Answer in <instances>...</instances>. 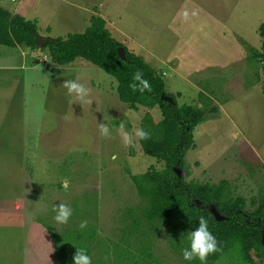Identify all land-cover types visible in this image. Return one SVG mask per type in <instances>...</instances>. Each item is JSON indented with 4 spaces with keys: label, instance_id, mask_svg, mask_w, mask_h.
I'll use <instances>...</instances> for the list:
<instances>
[{
    "label": "rangeland",
    "instance_id": "1",
    "mask_svg": "<svg viewBox=\"0 0 264 264\" xmlns=\"http://www.w3.org/2000/svg\"><path fill=\"white\" fill-rule=\"evenodd\" d=\"M1 3L35 19L44 36L82 32L91 15L100 14L113 36L163 75L178 104L201 111L202 101L216 102L217 111L205 112L193 130L182 175L196 182L226 178L232 195H243L251 208V196L264 186V80L257 75L264 68L252 56L261 49L264 0ZM19 46L47 60L30 68L32 59ZM19 46L0 43V64L18 66L16 75L7 76L11 80H1L7 90L0 98V198L8 192L10 202L0 203V264H64L59 257L40 259L34 251L44 246L38 233L46 236L51 224L56 232L74 234L82 221L85 230H94L87 242L92 264H195L174 248L164 226L132 225L146 200L133 176L161 170L165 161L147 154L138 138L125 147L120 125L132 133L142 128L146 112L160 119L159 107L120 100L116 77L92 61L79 57L59 64L47 49ZM65 80L89 87L92 103L75 102ZM100 123L109 126L110 137L101 136ZM59 203L72 209L66 224L54 219ZM211 264H264L263 249L245 255L235 244Z\"/></svg>",
    "mask_w": 264,
    "mask_h": 264
},
{
    "label": "trees",
    "instance_id": "2",
    "mask_svg": "<svg viewBox=\"0 0 264 264\" xmlns=\"http://www.w3.org/2000/svg\"><path fill=\"white\" fill-rule=\"evenodd\" d=\"M35 19L25 18L22 14L11 10L0 2V43L16 46L25 44L28 47H42L48 50L53 62L68 64L79 57L99 65L118 80L117 92L120 100L130 106L137 104L152 107L158 106L161 118L155 119L152 113L146 112L142 128L149 132L150 139L141 140L143 150L152 156L165 161L161 170H149L134 175V180L145 204L140 208V214L132 217L133 226H164L168 238L174 248L182 251L190 248V233L198 226L199 217L208 220L209 231L218 241L220 251L209 255L207 264H211L223 252L238 244L245 255L252 248H262L261 231L264 228V186L257 195L250 199L251 208H247V200L243 195H232L230 181L226 178L218 182H196L179 177L175 167L184 169V156L188 149L194 147L193 130L206 117L205 112H216V102L208 104L202 101L204 109L197 110L191 105L178 104L173 93L166 89V81L157 69L144 57L127 48L119 39L112 35L106 20L100 14H93L89 25L82 32L67 35L47 36L50 38L41 46L35 40L37 34ZM261 37V49L252 54L258 58L264 68V19L258 25ZM125 46L126 57L119 54V46ZM141 71L151 85V91L143 93L133 91L129 85L133 83V74ZM264 80V71H257ZM163 93L170 94L171 103L161 97ZM209 112V113H210ZM214 204L224 215L217 219L211 212ZM143 217V219H141ZM51 224L47 227L48 234L42 237L44 246L41 260L50 258L64 260V264H74L73 257L78 249H85L89 255L87 242L93 238L94 230H75L74 234L56 232ZM140 251L150 257L147 250ZM148 262L146 258L143 259ZM195 264H201L194 259Z\"/></svg>",
    "mask_w": 264,
    "mask_h": 264
},
{
    "label": "clouds",
    "instance_id": "3",
    "mask_svg": "<svg viewBox=\"0 0 264 264\" xmlns=\"http://www.w3.org/2000/svg\"><path fill=\"white\" fill-rule=\"evenodd\" d=\"M133 83L129 87L135 92L141 93L145 91H151V85L147 79L144 78L141 71H136L133 74ZM63 87L67 89L69 95H74L75 102L82 105L91 104L92 100L89 98L91 89L85 84L78 82L77 80H65ZM99 131L101 136L110 137V129L106 123H100ZM150 133L142 128L134 127L132 133L125 130L123 124L120 125V136L122 138L125 147H131L134 145L135 138L139 140L150 139ZM64 187L67 188V182H64ZM53 211L56 213L54 219L59 224H66L72 215V209L65 203H59L54 206ZM87 227V221L80 223V228ZM190 248H184L182 250L183 258L191 261L198 259L201 264H207L209 255L215 254L220 251L218 247V241L215 236L209 231L208 220L201 216L199 217L198 226L190 233ZM107 259V257H106ZM74 264H92L91 257L87 254L85 249H78L73 257Z\"/></svg>",
    "mask_w": 264,
    "mask_h": 264
},
{
    "label": "crops",
    "instance_id": "4",
    "mask_svg": "<svg viewBox=\"0 0 264 264\" xmlns=\"http://www.w3.org/2000/svg\"><path fill=\"white\" fill-rule=\"evenodd\" d=\"M2 2V0H0ZM12 10V9H11ZM13 11L17 12L16 8L15 10L13 9ZM20 44H17L16 46H19ZM22 51L25 52V54L29 55L30 56V59H32V67L30 68H33V69H37L38 68V64L44 60H47V59H43L41 57H36V55H34L32 52H29V49H26V48H22L21 46H19ZM35 51V50H33ZM37 51H35L36 53ZM33 54V55H32ZM37 54V53H36ZM75 61V60H74ZM73 62V61H72ZM68 64H71V63H68ZM14 69H18V66L15 65V64H11V63H6L4 62L3 64H0V98H1V93H3V91L5 92L7 90V86L5 85L3 88L1 87V85H4L3 83H1V80L3 78H6V81L10 78H7V76H10L12 77L13 75H16L17 73L14 71ZM11 80V79H10ZM217 104V103H216ZM218 105V104H217ZM5 110L4 108H1V104H0V130L3 128V120H4V115L2 113H4ZM1 140V139H0ZM4 190V187L2 186V183L0 184V195H1V192ZM8 192H5V193H2V196L3 198H0V203L3 207L5 206H8V203L10 202L9 198L7 197H4V194H6ZM35 252H37L40 256V259H41V254L42 252L41 251H38L37 249L34 250ZM44 255V254H42ZM27 264V261L26 263ZM28 264H31V263H28ZM36 264V263H35Z\"/></svg>",
    "mask_w": 264,
    "mask_h": 264
},
{
    "label": "water",
    "instance_id": "5",
    "mask_svg": "<svg viewBox=\"0 0 264 264\" xmlns=\"http://www.w3.org/2000/svg\"><path fill=\"white\" fill-rule=\"evenodd\" d=\"M35 40L37 41L38 44H40L41 46H43V45H45L46 42H48L50 40V38L47 37V36L40 35L39 33H37L35 35ZM118 51H119V54L122 57H126V48H125V46H123V45L119 46ZM161 97L163 99H165V100H168L171 103H173V101H174L173 97L171 95L167 94V93H163L161 95ZM175 169H176L179 177H181L182 176V170L180 168H177V166L175 167ZM210 209L212 210L211 212L214 214V216L217 219H221V218L224 217V215L220 213V211L216 207V205L212 204ZM263 220H264V218H263ZM261 243L264 246V228L261 231Z\"/></svg>",
    "mask_w": 264,
    "mask_h": 264
},
{
    "label": "built area",
    "instance_id": "6",
    "mask_svg": "<svg viewBox=\"0 0 264 264\" xmlns=\"http://www.w3.org/2000/svg\"><path fill=\"white\" fill-rule=\"evenodd\" d=\"M45 58H47V57L45 56Z\"/></svg>",
    "mask_w": 264,
    "mask_h": 264
}]
</instances>
